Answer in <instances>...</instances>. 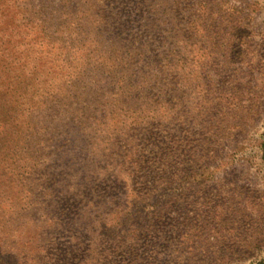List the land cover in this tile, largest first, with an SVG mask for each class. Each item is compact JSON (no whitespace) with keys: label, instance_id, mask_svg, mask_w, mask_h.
Segmentation results:
<instances>
[{"label":"rangeland","instance_id":"obj_1","mask_svg":"<svg viewBox=\"0 0 264 264\" xmlns=\"http://www.w3.org/2000/svg\"><path fill=\"white\" fill-rule=\"evenodd\" d=\"M263 130L264 0H0V264H253Z\"/></svg>","mask_w":264,"mask_h":264},{"label":"trees","instance_id":"obj_2","mask_svg":"<svg viewBox=\"0 0 264 264\" xmlns=\"http://www.w3.org/2000/svg\"><path fill=\"white\" fill-rule=\"evenodd\" d=\"M259 149H260V160H261V162L264 165V130L262 132V139H261L260 144H259ZM137 195L140 196L138 193H135L134 197L137 198ZM140 198H144V200H145L147 197L140 196ZM110 214H112V212H109L107 215H110ZM253 264H264V257L259 259V260H257Z\"/></svg>","mask_w":264,"mask_h":264}]
</instances>
